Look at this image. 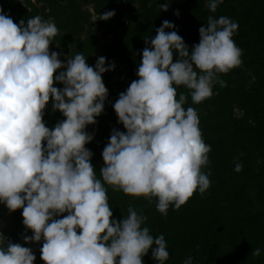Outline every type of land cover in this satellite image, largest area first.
Masks as SVG:
<instances>
[{
    "label": "clouds",
    "instance_id": "1",
    "mask_svg": "<svg viewBox=\"0 0 264 264\" xmlns=\"http://www.w3.org/2000/svg\"><path fill=\"white\" fill-rule=\"evenodd\" d=\"M221 3L208 0L207 6L215 12ZM169 7L170 2L159 5ZM114 15L110 10L97 19ZM237 31L231 18L209 16L191 47L168 20L145 39L149 46L142 50L138 79L113 105L126 132L112 130L102 151L101 179L85 147L94 138L86 127L104 110L109 90L102 74L114 62L106 64L100 56L90 66L81 52L62 61L49 47L59 32L54 21L36 15L17 24L0 6V203L9 211L22 209V222L32 230L23 240H43L45 264H144L150 249L157 264H165L164 235L153 236L144 226L147 217L131 205L117 221L105 185L149 203L157 198L156 208L165 216L195 191L205 193L211 173L202 168L210 163L211 145L203 139L198 112L185 109L188 95H178L177 87L188 89L198 104L213 95L215 84L226 86L218 74L242 64L243 49L233 40ZM50 98L53 111L65 117L51 129L43 120ZM242 168L237 162L234 171ZM251 255L260 256L261 249ZM35 260L30 247L0 232V264ZM183 264H193V258Z\"/></svg>",
    "mask_w": 264,
    "mask_h": 264
},
{
    "label": "trees",
    "instance_id": "2",
    "mask_svg": "<svg viewBox=\"0 0 264 264\" xmlns=\"http://www.w3.org/2000/svg\"><path fill=\"white\" fill-rule=\"evenodd\" d=\"M166 2H170L168 10H160L159 5ZM207 5L208 0H0L14 23L23 19L26 24L36 15L54 21L59 32L49 47L60 53L62 61L81 52L90 66L100 56L106 57V64L114 62L115 68L102 74L109 90L104 110L95 124L86 127L94 138L85 147L93 152L91 163L101 179L102 151L112 130L126 132L113 105L138 79L142 50L149 46L145 39L153 38L168 20L191 47L199 43V28L209 16L237 22L233 40L243 49L242 64L218 74L226 86L215 84L213 95L198 104L192 102L188 89L177 87L178 95H188L185 109L191 106L198 112L203 139L211 145L210 163L202 168L211 173L210 187L203 194L195 191L178 210L170 206L165 216L156 208L157 198L149 203L143 196L105 186L117 221L131 205L147 217L144 226L153 236L164 235L169 251L165 264H183L189 256L193 264H264V0H223L215 12ZM110 10H115L113 17L97 19ZM54 86L63 84L54 81ZM44 113L50 129L65 119L59 110L53 111L51 98ZM237 162L243 165L240 172L234 171ZM22 221V209L9 211L0 203V232L13 243L30 247L36 256L34 264H45L40 251L43 240L25 242L23 235H32V230H26ZM256 248L261 249L258 257L251 255ZM143 259L144 264H157L151 249Z\"/></svg>",
    "mask_w": 264,
    "mask_h": 264
}]
</instances>
